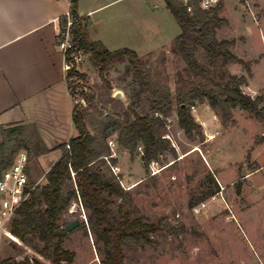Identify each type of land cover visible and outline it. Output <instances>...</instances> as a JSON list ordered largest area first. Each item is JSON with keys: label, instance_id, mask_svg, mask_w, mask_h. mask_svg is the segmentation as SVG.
I'll return each mask as SVG.
<instances>
[{"label": "trees", "instance_id": "obj_1", "mask_svg": "<svg viewBox=\"0 0 264 264\" xmlns=\"http://www.w3.org/2000/svg\"><path fill=\"white\" fill-rule=\"evenodd\" d=\"M180 29V34L172 41L170 53L179 58L186 67L188 76L177 74L172 92L168 78L160 82L161 73H152L146 57L138 56L129 49L108 51L100 42H93L84 22L76 12L77 0L70 1L69 13L73 18L69 34L72 38L65 60L82 53L89 55V63L97 70L100 81L111 89L105 75L110 65L126 61L141 93L149 99L150 110L143 115L132 113L130 121L121 123V116L107 117L97 127L96 132L88 129L85 106L93 102V94L87 88V76L71 70L65 80L71 96L73 89H79L82 101L74 106L72 122L78 133L76 138L58 146L60 157L43 176L44 183L36 184L33 175L40 177L37 159L50 152L32 125H13L0 128V178L15 161L21 151L28 156L26 172L31 188L30 198L17 210L10 223L11 239L30 248L39 258L24 257L17 261L6 258L0 264H73L75 254L63 248L69 232L59 224L61 215L72 203L81 204L87 213V222L78 230L94 237V244L101 245L100 264H125L124 248L153 246V236L161 231L178 235L177 230L160 219L156 223L139 215L137 210L125 209L132 204V195L113 175L105 160L116 165L107 144L112 134H117L116 144L134 156L141 148L140 161L149 174V164L158 161L167 153L176 157L169 140L162 138L167 126V117L176 112L178 127L189 140H202V128L191 114L190 108L196 101L206 102L213 110H218L221 121L226 124L232 109L239 108L264 122V96L254 98L244 94L241 86L246 83L244 76H231L224 85L211 77L209 69L202 67L196 53L202 49L210 66L239 64L250 76L249 64L239 59L231 51L233 41L218 39L217 31L228 26V20L220 17L221 2L202 10L199 0H190L187 5L181 0H164ZM248 0H239L244 4ZM188 7L191 8L188 11ZM66 18L60 19V31L64 32ZM165 57L161 59L163 63ZM157 114V116H156ZM119 201V203H117ZM19 241H18V240Z\"/></svg>", "mask_w": 264, "mask_h": 264}, {"label": "rangeland", "instance_id": "obj_2", "mask_svg": "<svg viewBox=\"0 0 264 264\" xmlns=\"http://www.w3.org/2000/svg\"><path fill=\"white\" fill-rule=\"evenodd\" d=\"M219 2L223 5L220 17L228 20V26L217 31V38H235L233 53L249 64L251 74L248 76L243 66L235 63L218 62L210 66L202 49L197 51L196 58L202 67L210 70L212 79L218 84L224 85L231 76H244L246 83L241 86L242 92L249 94L248 85H251L253 89L260 90L250 96H264V0H248L244 4L239 0ZM178 34L179 27L172 21L168 36ZM163 56L165 60L162 63ZM146 60L153 74L156 71L161 73L160 82L168 78L167 84L172 92L177 74L189 75L185 64L170 53V46L148 54ZM86 76V86L94 97L92 104L85 106L90 131L96 132L107 117L114 119L119 115L121 123H124L131 120L132 113L143 115L149 112V99L140 92L126 61L109 66L105 78L111 89L100 81L97 70ZM118 92L120 97L116 96ZM193 106L196 113L191 114L202 128L203 139H187L178 127L176 112L173 111L167 117V127L162 134L169 135L176 157L167 153L160 155L158 161L163 167L157 175L151 176L144 171L138 159L141 148L134 156L125 155L123 159L116 144L115 150L119 151L116 163L120 170L118 177L132 195V204L125 209H135L153 223L164 219L170 226L181 230L178 235L166 231L157 233L153 236V246L124 248L125 264H263L256 249L244 236L240 220L232 216V202H228L224 185L216 173L219 169L224 171L232 163L231 159L237 158L236 150H231L230 143L222 140L228 135L226 132L245 129L255 141L260 138L255 136L257 129L264 132V122L236 107L232 109L230 120L223 124L220 112L211 109L206 102L196 101ZM205 114H209L208 118ZM197 115L210 119L217 127L212 128L211 123L205 121L201 125ZM214 132H217L215 139L207 141V136ZM116 138L117 134H112L108 141ZM214 160L218 168L212 166ZM235 163L239 169L240 157ZM38 178L33 175V180ZM237 185H234L235 192ZM196 208L199 210L195 211ZM70 210L73 213H69ZM73 220L79 222L78 227L87 221L86 211H82L77 203H72L63 212L59 224L66 227ZM78 227L69 232L63 248L75 254L73 264H100L102 254L98 248L101 245H95L94 237L89 233L85 235ZM9 228L10 224L0 228V261L6 258L17 261L24 257L39 258L18 239L19 242L11 239Z\"/></svg>", "mask_w": 264, "mask_h": 264}, {"label": "crops", "instance_id": "obj_3", "mask_svg": "<svg viewBox=\"0 0 264 264\" xmlns=\"http://www.w3.org/2000/svg\"><path fill=\"white\" fill-rule=\"evenodd\" d=\"M69 7L67 0H0V128L32 125L50 150L37 159L42 175L36 184L44 183L43 176L60 157L56 148L78 136L72 122L74 104L63 71L64 56L57 48L60 19ZM76 12L84 19L90 40L100 42L108 51L129 49L146 57L170 46L180 34L179 29L177 36H168L171 22H176L164 0H77ZM222 39L234 42L233 53L235 38ZM79 70L86 75L95 71L89 55H83ZM248 89L249 96L260 90L251 85ZM205 115L208 118L209 114ZM197 117L201 125L205 121L217 127L210 119ZM227 133L222 140L236 150L237 158L231 159L225 169L228 172L219 169L216 176L224 185L228 202H232V216L240 220L244 236L264 264V132L257 129L255 136L260 138L255 141L245 129ZM117 148L123 159L129 155ZM117 154L114 149L113 158L119 160ZM238 157L239 169L235 165ZM212 162L218 168V163Z\"/></svg>", "mask_w": 264, "mask_h": 264}, {"label": "built area", "instance_id": "obj_4", "mask_svg": "<svg viewBox=\"0 0 264 264\" xmlns=\"http://www.w3.org/2000/svg\"><path fill=\"white\" fill-rule=\"evenodd\" d=\"M70 4L71 0H67ZM190 0H184V4L187 5V3ZM219 0H199V7L202 10H208L214 6L217 5ZM191 8L188 7V11H190ZM66 18V27L65 31L61 32L59 29L58 32V38H57V48L59 52L64 56V67L63 71L65 73V77L67 73H69L71 70L79 71V66L82 63L83 54L80 53L78 55L72 56L71 61L65 60V55L67 51L72 48V38L69 34V28L72 25L73 18L70 15L69 11L64 15ZM73 104L74 106L82 102L79 99V89L74 88L73 89ZM191 113H196L195 107L191 106L190 108ZM157 116V114H156ZM168 123V120H167ZM167 127V126H166ZM217 135V132L214 133V135L207 136V139H213ZM162 138L169 140L171 143V139L168 134L163 135ZM110 151H111V157L114 156V149L116 148V142L113 140H109L107 142ZM174 147V145L172 144ZM66 148L69 149V145L66 144ZM109 169L113 175L116 177L119 175L120 170L117 165H111L108 161V158H105ZM28 156L25 151H21L17 154L15 157L14 163L9 167L7 170H5L0 178V228H5V226L9 225L16 215V212L18 208L29 200L31 188H29V179L26 172V166H27ZM162 167L160 165L159 161H153L149 164V175L154 176L157 175L160 170H162ZM120 185L126 190L128 188H125L122 184V181L119 179ZM79 207L83 211L80 202L78 203ZM201 207H204L202 204ZM199 209L196 208L195 211H198ZM69 213H73V210H70ZM87 222V221H86Z\"/></svg>", "mask_w": 264, "mask_h": 264}, {"label": "water", "instance_id": "obj_5", "mask_svg": "<svg viewBox=\"0 0 264 264\" xmlns=\"http://www.w3.org/2000/svg\"><path fill=\"white\" fill-rule=\"evenodd\" d=\"M116 96H117V97H120V93H119V92L116 93ZM78 225H79V222H78L77 220H73V221L70 222L68 225H66L65 230H66L67 232H70V231H72L73 229H76V228L78 227Z\"/></svg>", "mask_w": 264, "mask_h": 264}, {"label": "bare ground", "instance_id": "obj_6", "mask_svg": "<svg viewBox=\"0 0 264 264\" xmlns=\"http://www.w3.org/2000/svg\"><path fill=\"white\" fill-rule=\"evenodd\" d=\"M194 151H197V149H195Z\"/></svg>", "mask_w": 264, "mask_h": 264}]
</instances>
